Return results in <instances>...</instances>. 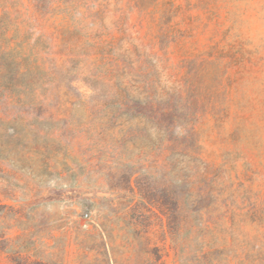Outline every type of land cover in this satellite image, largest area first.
Returning <instances> with one entry per match:
<instances>
[{
    "label": "rangeland",
    "instance_id": "obj_1",
    "mask_svg": "<svg viewBox=\"0 0 264 264\" xmlns=\"http://www.w3.org/2000/svg\"><path fill=\"white\" fill-rule=\"evenodd\" d=\"M0 264H264V0H0Z\"/></svg>",
    "mask_w": 264,
    "mask_h": 264
}]
</instances>
